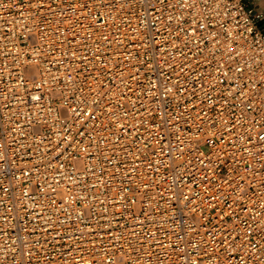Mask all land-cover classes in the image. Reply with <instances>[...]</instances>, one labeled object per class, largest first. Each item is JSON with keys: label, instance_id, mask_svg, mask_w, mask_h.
<instances>
[{"label": "built area", "instance_id": "2783aa9c", "mask_svg": "<svg viewBox=\"0 0 264 264\" xmlns=\"http://www.w3.org/2000/svg\"><path fill=\"white\" fill-rule=\"evenodd\" d=\"M263 19L0 0V264H264Z\"/></svg>", "mask_w": 264, "mask_h": 264}, {"label": "crops", "instance_id": "0c3cea01", "mask_svg": "<svg viewBox=\"0 0 264 264\" xmlns=\"http://www.w3.org/2000/svg\"><path fill=\"white\" fill-rule=\"evenodd\" d=\"M248 7H255L264 12V0H245ZM260 25L264 27V19L260 22Z\"/></svg>", "mask_w": 264, "mask_h": 264}, {"label": "snow or ice", "instance_id": "6c2138e0", "mask_svg": "<svg viewBox=\"0 0 264 264\" xmlns=\"http://www.w3.org/2000/svg\"><path fill=\"white\" fill-rule=\"evenodd\" d=\"M184 3L185 4H187V3H189V0H184ZM195 3H196V0H191V6H195ZM259 141H261V142H264V135H261V136H259ZM257 148L260 150V151H262V152H264V144H257Z\"/></svg>", "mask_w": 264, "mask_h": 264}]
</instances>
